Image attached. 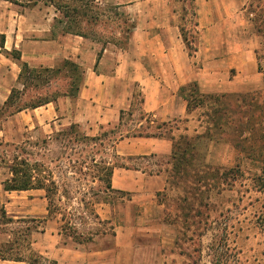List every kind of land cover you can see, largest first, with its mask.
Listing matches in <instances>:
<instances>
[{
  "label": "crops",
  "instance_id": "crops-1",
  "mask_svg": "<svg viewBox=\"0 0 264 264\" xmlns=\"http://www.w3.org/2000/svg\"><path fill=\"white\" fill-rule=\"evenodd\" d=\"M103 1L118 7L132 22L127 48L102 45L98 50L83 35L65 32V26L58 27L63 14L51 0H0V41L5 38L0 44V110L12 89L22 88L18 78L23 62L32 68H57L66 60L85 66L84 84L75 97L61 95L5 116L0 143L14 146L3 136L22 131L31 133V138L42 134L51 139L73 124L95 133L119 125L122 115L142 117L139 127L147 121L153 125L183 120L194 110L189 109L184 91L189 86L200 94L224 95L264 89L258 34L248 13L252 0H194L197 61L184 42L174 0ZM134 88L141 93L138 104ZM113 149L122 156H170L174 145L168 137L131 135L118 140ZM2 165L8 163L0 160V205L16 220L42 222L30 235V248L22 249L23 259H0V264H30V252L58 264H153L148 256L153 250L142 240H161L162 247L177 240V225L168 217L164 196L161 201L157 196L167 184L162 173L116 167L111 189L128 200L122 210L126 223L117 227L113 240H65L59 218L50 215L46 190H5L12 162L5 174ZM134 206L136 214L131 211ZM6 234L0 233V246L14 241Z\"/></svg>",
  "mask_w": 264,
  "mask_h": 264
},
{
  "label": "rangeland",
  "instance_id": "rangeland-1",
  "mask_svg": "<svg viewBox=\"0 0 264 264\" xmlns=\"http://www.w3.org/2000/svg\"><path fill=\"white\" fill-rule=\"evenodd\" d=\"M62 4L70 6L71 15L69 19L61 16L59 28H66L65 22L72 21L71 29L97 45L98 50L102 45L128 47L132 22L118 7L103 0H63ZM175 6L183 14L182 1L177 0ZM248 13L258 34L259 69L264 73V0H252ZM191 19L188 14L181 20L190 30L189 38L196 37ZM193 59L197 61L195 54ZM60 67L44 73L40 86H34L39 82L35 80L18 104L76 93L84 84L85 66L74 72L66 68L58 71ZM70 75L73 79L76 76L74 86ZM248 91L222 95L219 101L218 95L197 94L194 86H189L185 93L192 100L193 112L167 125H150L147 121L139 127L142 117L125 115L121 124L108 125L95 133L66 128L47 139L42 134L31 138L27 131L14 136L10 132L3 138L17 147L7 148L2 143L0 160L9 165L15 157L27 158L38 163L39 175L56 182L57 193L49 201L65 240H113L117 227L126 223L122 210L128 200L106 189L107 175L102 168L109 162L142 168L152 175L162 173L167 178L165 191L157 196L159 201L161 194L164 196L168 217L177 225V240L164 247L161 240H142L145 248L153 250V255L148 254L152 258L149 263L264 264V89ZM134 95L138 104L142 97L137 88ZM8 111L0 110V124ZM140 133L173 137L177 156L116 154L113 147L118 139ZM86 136L99 139L87 141L83 139ZM8 165H2L4 174ZM131 211L136 214L138 209L134 206ZM25 220L28 222L8 225L6 235H11V240L16 230L28 226L30 240L42 222ZM35 256L29 253L30 260ZM44 260L39 261L49 264Z\"/></svg>",
  "mask_w": 264,
  "mask_h": 264
},
{
  "label": "trees",
  "instance_id": "trees-1",
  "mask_svg": "<svg viewBox=\"0 0 264 264\" xmlns=\"http://www.w3.org/2000/svg\"><path fill=\"white\" fill-rule=\"evenodd\" d=\"M13 1V0H10ZM177 3V0H174ZM182 1V10H183V14H181V20H184L185 17L190 14L191 15V20H192V26L194 29V33L196 34V37L191 36V38H189L188 33L190 32V30H187L185 25L180 24V28H181V33L184 39V42L186 44V47L190 53V56H194V54L196 55V51H197V22H196V17H197V13L195 10V6H194V0H180ZM51 2L56 6V8L63 14V16L65 18L70 17V6L65 4L63 5V0H51ZM69 21V20H68ZM67 21V26L65 29V32L67 33H71V34H76V35H81L80 33L74 31L71 29V22ZM75 23V22H74ZM82 36V35H81ZM4 36H1V41L0 44L3 45L4 44ZM14 55L17 58H20L19 54L17 52H14ZM68 66H71V69H67ZM66 68V71L69 72V70L72 72H74L75 70H80V65H78L77 63L71 61V60H66L63 65L57 69L58 71H61L62 69ZM51 71H55V68H32L30 67L27 63L23 62L21 65V72L19 74V78H18V82L21 84L22 88H13L11 91V94L8 98V100L5 102L4 105V109H9L8 113L13 114L15 112L18 111H22L26 108H36L42 105H45L49 102H52L54 100H56V98H45L42 100H39L38 102L35 103H30V104H18L22 98L25 96L27 90L29 89L30 86L33 85V82L35 80H39V82H34V86L38 87L41 84V80L42 77L44 76V73H49ZM69 77L72 78V76L70 75ZM73 79V78H72ZM76 76H74V79L71 83L72 86H74L76 84ZM45 82H49L45 81ZM44 83V82H43ZM80 90L79 87H77L76 89V93H68V94H63V95H68V96H72L75 97L78 94V91ZM185 91V90H184ZM194 92H196L197 94L199 93L197 91V88L194 87ZM218 96V100L221 101L222 99V95L224 94H216ZM225 96V95H224ZM194 99V98H193ZM192 100L191 98L188 96V107L191 110V108H193L194 106H192L191 104ZM123 120V115L121 116V121ZM120 121V124H121ZM177 121V120H176ZM165 125H167L165 123ZM77 127L75 124H73L71 126L72 128ZM125 136H131V135H125ZM132 136H146V137H151V136H163L160 133H145V134H134ZM123 137H121L120 139H122ZM198 138V137H197ZM78 140H80V137H77ZM84 140H89V141H95L98 140V137H84ZM118 139V140H120ZM171 139L173 140V145H174V151H173V158L177 156V145L176 142L174 140L173 137H171ZM117 140V141H118ZM2 146V143L0 144ZM5 147H11L12 145L9 143L4 144ZM19 157H15L13 164L10 167L11 173H12V178L8 181L5 182L4 184V188L7 191H23V190H29V189H45L47 192V197L48 199L55 195L57 193V188L55 187L57 184L54 180H48L46 176H42L39 175L40 174V168L38 163H31L29 162V160L27 158H22L21 160H19ZM105 166L102 168V170L105 171L106 175H107V186L106 189L111 188V178L113 176L114 173V169L116 167H128L131 168L125 164H112L109 163L107 164V162H105ZM264 175V172H263ZM50 203V215L53 214L54 212L51 210V200L49 201ZM262 226L264 227V215L262 216ZM31 221H34V219H31ZM28 222V220L25 219H14L12 217H10L5 209L4 206L0 207V225H2V227L0 228V233H7V227L8 225L11 224H15V223H26ZM26 231H30V227L28 226L26 228V230H16L14 233V238H12V240H14L11 243L6 244L5 246H0V259H13V260H22L23 256L21 254V251L23 248H30V242L27 239L28 234L26 233ZM30 233V232H29ZM45 258H43L40 255H36L35 258H32L30 260V264H44V263H40L39 260H43ZM45 262H48L49 264H58L55 261H49L48 259L44 260Z\"/></svg>",
  "mask_w": 264,
  "mask_h": 264
}]
</instances>
